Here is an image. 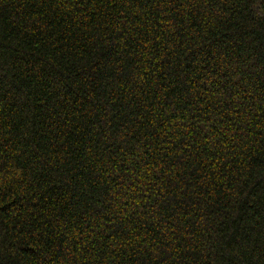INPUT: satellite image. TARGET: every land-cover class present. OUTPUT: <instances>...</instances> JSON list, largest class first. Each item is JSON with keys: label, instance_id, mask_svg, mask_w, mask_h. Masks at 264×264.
Listing matches in <instances>:
<instances>
[{"label": "trees", "instance_id": "1", "mask_svg": "<svg viewBox=\"0 0 264 264\" xmlns=\"http://www.w3.org/2000/svg\"><path fill=\"white\" fill-rule=\"evenodd\" d=\"M0 264H264V0H0Z\"/></svg>", "mask_w": 264, "mask_h": 264}]
</instances>
